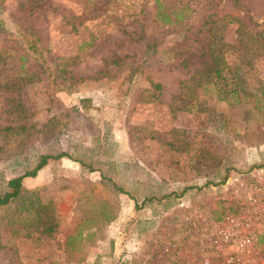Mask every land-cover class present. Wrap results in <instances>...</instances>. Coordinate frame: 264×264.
<instances>
[{
	"label": "rangeland",
	"instance_id": "obj_1",
	"mask_svg": "<svg viewBox=\"0 0 264 264\" xmlns=\"http://www.w3.org/2000/svg\"><path fill=\"white\" fill-rule=\"evenodd\" d=\"M0 55V191L71 155L0 206V264H202L221 229L264 240V0H0Z\"/></svg>",
	"mask_w": 264,
	"mask_h": 264
},
{
	"label": "trees",
	"instance_id": "obj_2",
	"mask_svg": "<svg viewBox=\"0 0 264 264\" xmlns=\"http://www.w3.org/2000/svg\"><path fill=\"white\" fill-rule=\"evenodd\" d=\"M36 40H32L29 48L26 47V50L29 55L30 53H32V55L34 56L36 60H39L42 64H45L46 58L43 52H39L38 44ZM2 57L3 56L0 55V60ZM217 72L220 73V70H218ZM26 128H27L26 126H8L4 129L7 132L14 133L16 131H20V129H26ZM63 157L71 158V155L66 151H62L57 154H53V153L42 154L40 156L41 160L38 162V164L33 169L27 170L24 174L14 177L8 181L7 189L3 192L0 191V206L9 204L10 202H12L14 199H16L22 194V192L24 191V180L26 177L36 176L38 172L50 162V160L61 159ZM79 161L83 163V161L81 160ZM116 185L117 184H115V186ZM118 189L121 191H124L120 187ZM54 219H55V214L53 212L48 211L46 212V214L39 215L40 224L45 223L46 225L44 231L48 233H52L56 229L57 223H55L56 221Z\"/></svg>",
	"mask_w": 264,
	"mask_h": 264
},
{
	"label": "built area",
	"instance_id": "obj_3",
	"mask_svg": "<svg viewBox=\"0 0 264 264\" xmlns=\"http://www.w3.org/2000/svg\"><path fill=\"white\" fill-rule=\"evenodd\" d=\"M220 234L221 243L230 249L218 257L205 256L202 264H264V240L258 238V234H244L237 238L234 232L224 229Z\"/></svg>",
	"mask_w": 264,
	"mask_h": 264
},
{
	"label": "crops",
	"instance_id": "obj_4",
	"mask_svg": "<svg viewBox=\"0 0 264 264\" xmlns=\"http://www.w3.org/2000/svg\"><path fill=\"white\" fill-rule=\"evenodd\" d=\"M108 241L104 242V243H107Z\"/></svg>",
	"mask_w": 264,
	"mask_h": 264
}]
</instances>
